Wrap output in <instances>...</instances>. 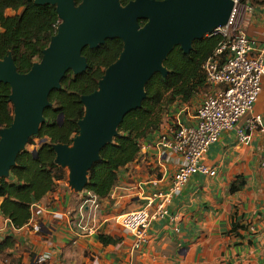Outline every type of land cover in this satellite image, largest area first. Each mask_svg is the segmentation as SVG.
<instances>
[{"label":"crops","instance_id":"0c3cea01","mask_svg":"<svg viewBox=\"0 0 264 264\" xmlns=\"http://www.w3.org/2000/svg\"><path fill=\"white\" fill-rule=\"evenodd\" d=\"M251 5V11L245 4L239 6L233 29L244 31L252 41V55L264 58V4ZM5 13L13 15L14 11L6 9ZM210 89L217 87L207 85L206 91ZM203 93L167 106L159 130L142 141L151 145H141L138 156L119 170L108 197L99 199L97 209L88 205L84 213L79 211L88 191L71 188L65 169L66 178L57 180L53 190L32 207L22 227L12 226L0 212V264H264V78L252 110L262 117V130L254 132L248 143H239L242 118L233 129L221 133L203 159L215 174L189 177L168 205L175 219L167 216L154 221L148 242L137 250L131 249L132 236L115 221L116 216L144 206V194L170 186L182 157L158 151L152 141L176 122L192 125ZM241 180V188L232 192L231 185ZM68 210L76 225L67 226L66 220L54 217ZM83 214V224L96 227L94 233L85 234L78 225L77 218ZM98 235L114 241L103 244ZM40 255L46 259L36 262Z\"/></svg>","mask_w":264,"mask_h":264},{"label":"water","instance_id":"95a60500","mask_svg":"<svg viewBox=\"0 0 264 264\" xmlns=\"http://www.w3.org/2000/svg\"><path fill=\"white\" fill-rule=\"evenodd\" d=\"M29 1L55 5L60 22L27 72L17 70L10 52L0 58V82L9 84L13 108L10 125L0 127V180L9 176L19 153L44 124V111L52 106L49 95L60 88L64 75L87 69L82 49L114 38L123 43L97 88L81 95L84 114L71 143L53 145L55 163L67 169L75 191L85 189L90 169L118 134L125 115L141 106L147 82L155 73L168 74L164 62L170 52L179 46L188 54L194 41L228 24L234 7L233 0H130L124 5L120 0ZM31 152L36 156V149Z\"/></svg>","mask_w":264,"mask_h":264},{"label":"trees","instance_id":"16d2710c","mask_svg":"<svg viewBox=\"0 0 264 264\" xmlns=\"http://www.w3.org/2000/svg\"><path fill=\"white\" fill-rule=\"evenodd\" d=\"M80 1L75 0L77 4ZM120 1L124 5L130 0ZM239 2L264 4V0ZM6 9L13 10L14 14L7 15ZM59 22L55 5H37L29 0H0V58L10 52L17 70L27 72L34 62L40 60L42 50L48 46ZM222 39L220 33L209 34L194 41L188 54L179 46L170 52L164 62L168 74L163 77L155 73L147 82L141 106L125 115L116 137L102 148L100 159L88 173L85 190L98 199L108 197L119 170L138 156L142 141L159 130L167 106L176 100L188 102L206 91L202 64L214 54ZM122 46L121 39L114 38L95 48H83L87 69L77 75L67 72L61 79L60 88L50 93L52 106L45 109V122L33 136L39 138L36 156L31 151H22L9 176L0 180V212L15 228L28 222L32 206L53 190L57 180L66 178V170L55 163L53 145L71 143L78 131L77 122L84 114L81 95L97 88L104 70L117 59ZM9 94V84L0 82V127H7L12 121ZM242 184V180L233 183L230 190L236 191ZM98 239L103 244L114 241L104 235H98Z\"/></svg>","mask_w":264,"mask_h":264},{"label":"built area","instance_id":"2783aa9c","mask_svg":"<svg viewBox=\"0 0 264 264\" xmlns=\"http://www.w3.org/2000/svg\"><path fill=\"white\" fill-rule=\"evenodd\" d=\"M233 1L234 7L228 24L214 32L220 33L223 39L214 54L202 64L206 84L217 89L203 93L201 103L194 111L192 125L176 122L174 127L158 133L152 141L158 151L169 150L182 157V163L173 174L170 186L166 190L144 194V206L115 217V221L132 236V250H137L148 242V231L154 221L167 216L175 219V216L170 215L168 205L191 175L215 174V169L207 167L203 159L222 132L233 129L237 122L245 118L243 126L237 129V139L239 143L246 144L254 132L262 130V117L252 110L264 78V58L262 54L252 55V41L244 31L233 29L241 5L239 0ZM245 7L248 11L252 10L251 4L245 3ZM38 142L39 138H33L30 144L36 147ZM141 145L144 147L151 143ZM88 205L92 209L99 207V199L89 191L81 201L79 211L84 213ZM54 217L66 220L67 226L76 225L69 210L63 214L55 213ZM84 221V214L77 218L78 225L85 234L94 233L96 227H88L83 224ZM45 259V255H40L35 261Z\"/></svg>","mask_w":264,"mask_h":264},{"label":"rangeland","instance_id":"374dc122","mask_svg":"<svg viewBox=\"0 0 264 264\" xmlns=\"http://www.w3.org/2000/svg\"><path fill=\"white\" fill-rule=\"evenodd\" d=\"M37 61H39V60H37ZM34 139H38L37 137H33ZM29 146H31L30 145V143H28L27 145H26V147H29Z\"/></svg>","mask_w":264,"mask_h":264}]
</instances>
